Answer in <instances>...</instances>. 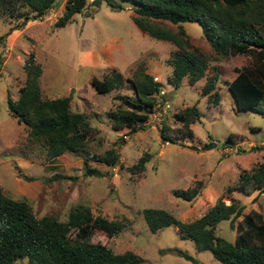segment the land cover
Segmentation results:
<instances>
[{
	"label": "rangeland",
	"instance_id": "rangeland-1",
	"mask_svg": "<svg viewBox=\"0 0 264 264\" xmlns=\"http://www.w3.org/2000/svg\"><path fill=\"white\" fill-rule=\"evenodd\" d=\"M90 2L85 0L86 8L62 27L54 23L65 0H57L39 19L23 21L22 15L29 13L26 8L13 17L0 18L1 190L12 199L25 200L36 218L50 215L65 221L69 209L82 204L93 217L122 221L125 226L114 236L92 228L89 241L104 245L115 254L130 251L140 259L138 264H194L171 252H159L165 248L185 251L197 264H221L208 250L197 249L190 239H180L174 225L150 232L141 211L158 208L181 222H189L200 217L217 199L225 204L233 199L243 206L241 214L258 211L264 224V191L258 193L251 185L241 192L228 191L236 186L242 172L250 173L252 168L264 164V116L236 110L226 89V82L237 69L250 65V58L216 56L197 23H182L190 44L218 72L215 90L219 102L213 106L200 95L204 77L193 85L183 78L176 89L167 84L171 67L166 61L176 48L139 30L131 20L134 11L129 5L113 11L101 1L95 10ZM89 11L94 13L87 16ZM159 25L176 32V26L167 21ZM30 53L41 69L40 97L68 96L69 110L83 113L92 128L86 135L88 153L100 154L113 148L119 156L118 165L110 167L87 159L85 154L70 152L49 159L42 140L27 139L26 127L8 113L5 96L8 93L12 100L16 99L25 80L22 64ZM79 57L83 58L81 64ZM138 67L160 84L159 91L153 94L156 104L146 123L137 122L140 126L135 132L113 131L107 112L130 108L121 97L133 96L130 80L136 77ZM111 70L120 74L122 86L105 94L97 93L91 78L101 79ZM192 105L200 117L190 127L192 138H186L175 114ZM159 111L161 120L156 121L152 114ZM163 125L165 135L172 137L173 143L160 138ZM228 134H233L230 147L223 144ZM215 141L218 142L210 146ZM140 157L146 159L143 168L131 172L129 168ZM84 164L102 175L83 176ZM192 187H197L198 193L191 200L173 195L175 190ZM236 234L229 219L214 228V236L228 242ZM19 262L27 264L25 259Z\"/></svg>",
	"mask_w": 264,
	"mask_h": 264
},
{
	"label": "trees",
	"instance_id": "trees-1",
	"mask_svg": "<svg viewBox=\"0 0 264 264\" xmlns=\"http://www.w3.org/2000/svg\"><path fill=\"white\" fill-rule=\"evenodd\" d=\"M56 1L0 0V18L13 17L26 8L29 13L22 15L23 21L39 19L56 5ZM101 1L113 11L121 10L123 4L129 5L134 11L131 20L139 30L154 39L173 44L176 49L169 53L166 61L171 67L167 84L176 89L183 78L188 85H193L204 77L200 95L207 102L210 100L208 103L213 106L219 102L215 90L218 72L190 44L182 23H197L216 56H249L250 65L237 69L234 77L226 82V89L236 110L264 116V0H91L90 5L96 10ZM85 8V0H65L64 9L54 25L64 26L74 14L81 13ZM87 13V16H91L94 12ZM161 21L174 24L176 32L161 27ZM22 69L24 83L18 89L15 100L6 94L5 104L17 123L26 127L28 140H42L45 143V155L49 159L70 152L85 154L87 159L110 167L119 164V156L113 148L100 154L88 153L86 135L92 132V128L83 113L69 110L68 96L50 99L40 97L38 79L41 69L34 62L32 53L24 59ZM111 71L101 79L91 78L97 93L105 94L122 86L120 74ZM135 76L130 80L133 96L121 97L130 108H115L107 112L113 131L125 129L128 134L135 132L140 126L137 122H146L148 113L156 104L153 94L159 91L160 84L142 67H138ZM175 117L181 123L185 137L192 138L189 125L200 117L196 106L183 108ZM232 135L226 137L223 142L225 146L230 147L228 144H232ZM159 136L165 142L173 143V138L165 135L164 125L159 130ZM145 161L144 157H140L129 170H141ZM242 173L236 186L228 191L241 192L248 185L258 193L264 191V164L252 168L250 173ZM82 175L101 176L102 173L84 164ZM197 187L175 190L173 195L191 200L198 193ZM242 209L243 206L233 199L228 204L217 199L200 217L189 222H181L158 208H144L141 215L150 232L174 225L180 239H190L197 249L208 250L221 264H264L262 217L255 210L241 214ZM238 217L241 218L235 223ZM226 219H229V226L235 228L237 233L232 242L214 236L216 224ZM124 226L120 220L93 217L89 208L82 204L70 208L65 221L50 215L36 218L25 200L12 199L0 188V264H22L19 262L22 259L27 264H138L140 259L130 251L115 254L104 245L89 241L92 228L114 236ZM159 252H171L197 264L195 258L179 249L165 248L159 249Z\"/></svg>",
	"mask_w": 264,
	"mask_h": 264
},
{
	"label": "built area",
	"instance_id": "built-area-1",
	"mask_svg": "<svg viewBox=\"0 0 264 264\" xmlns=\"http://www.w3.org/2000/svg\"><path fill=\"white\" fill-rule=\"evenodd\" d=\"M166 107H167V105H166ZM163 110V109H162ZM161 110V111H162ZM161 111H159V113H157V115H155V114H152L153 115V119H155L156 121H160L161 119H158L159 117H161ZM146 123V122H145ZM144 123V124H145Z\"/></svg>",
	"mask_w": 264,
	"mask_h": 264
},
{
	"label": "crops",
	"instance_id": "crops-1",
	"mask_svg": "<svg viewBox=\"0 0 264 264\" xmlns=\"http://www.w3.org/2000/svg\"><path fill=\"white\" fill-rule=\"evenodd\" d=\"M82 59H83V58H82ZM82 59L79 57V62H80V64H81V60H82ZM82 61H83V60H82ZM154 65H156V64H154ZM115 71H116V70H115ZM191 125H192V124L189 125V128L191 127Z\"/></svg>",
	"mask_w": 264,
	"mask_h": 264
},
{
	"label": "water",
	"instance_id": "water-1",
	"mask_svg": "<svg viewBox=\"0 0 264 264\" xmlns=\"http://www.w3.org/2000/svg\"><path fill=\"white\" fill-rule=\"evenodd\" d=\"M218 141L210 143V146H214Z\"/></svg>",
	"mask_w": 264,
	"mask_h": 264
}]
</instances>
